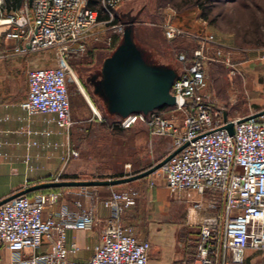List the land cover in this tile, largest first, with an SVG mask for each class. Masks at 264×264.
Returning <instances> with one entry per match:
<instances>
[{"label":"built area","instance_id":"1","mask_svg":"<svg viewBox=\"0 0 264 264\" xmlns=\"http://www.w3.org/2000/svg\"><path fill=\"white\" fill-rule=\"evenodd\" d=\"M102 4L106 18L100 20L89 0H20L18 8L15 0H0V28L7 29L6 39L13 42L0 57L50 52L54 59L52 66L28 68L27 96L20 106L30 118L53 116L67 135L75 126L70 88L80 86L71 61L104 40L113 44L107 31L122 37L126 27L115 23L120 0ZM164 28L169 41L195 37L199 42L191 60L180 54L186 68L171 88L176 103L169 109L182 118L156 110L121 118V127L140 120L154 135L171 139L173 153L178 151L159 171L171 195L188 203L186 226L197 230L198 240L194 260L170 264H244L247 251L264 252V113L230 119L207 91L209 65L225 64L232 75L238 72L234 53L214 35H194L171 22ZM262 65L264 71V55ZM229 123L233 135L225 128ZM70 155L78 158L79 152L70 149ZM51 182H61L60 176ZM29 188L26 183L20 191ZM78 194L92 205L77 201L76 211L63 206L48 217L46 210L65 197L62 189L24 194L1 205L0 264H150L152 244L139 240L135 229L122 222L124 211L137 203V189L113 191L103 201L111 215L102 223L99 244L89 259L71 260L79 249L67 247L68 230H86L98 222V191L81 187ZM45 245L49 250L42 251Z\"/></svg>","mask_w":264,"mask_h":264},{"label":"rangeland","instance_id":"2","mask_svg":"<svg viewBox=\"0 0 264 264\" xmlns=\"http://www.w3.org/2000/svg\"><path fill=\"white\" fill-rule=\"evenodd\" d=\"M89 1L90 6L98 11L99 16L102 19L106 18L102 0ZM116 15L117 25H133L134 41L149 64L167 66L174 70L182 71L186 68V63L182 62L179 56L185 54L191 60L192 53L198 48L199 42L195 37H180L169 41L164 28L167 22L194 35H214L226 51L230 49L234 53L232 54L233 62L237 70H241L236 73L241 74L239 77V75H232L231 68L225 64L209 65L207 91L217 101H224L238 92V90H231L230 87L234 76L239 78L243 90L254 93L256 86L260 89L259 93L261 89L264 90L262 65L264 0H120ZM107 34L114 37L116 35L112 29L108 30ZM116 37L117 41L113 44L104 40L94 45L86 55L71 61L82 87L73 84L70 88L71 114L75 126L69 137L71 143L76 146L79 157L63 172L62 182H99L127 178L158 165L169 156L168 150L172 149L171 139L154 135L140 120L130 128H122L121 118L111 116L103 99L94 92L93 79L95 77L97 80L101 79L105 60L112 56L123 36L116 35ZM4 59L22 65L19 69L13 68L12 70L16 73L10 76L11 81L20 87L25 86L28 68L36 66L29 63L31 59L38 60L39 65L54 64L50 52L31 53L25 56L8 54ZM239 63L244 64L245 68H238ZM87 97L98 114L95 113ZM159 111L168 118L176 114L163 108ZM178 116H180L179 119L182 118L181 115ZM128 165L131 167L128 168ZM148 177H150L148 188L152 189L150 186L152 181H155L158 186V206L165 205L169 194L164 189L162 172L158 170ZM4 181L5 179L1 183ZM123 185L93 186L88 187V191L92 189L98 191V198L95 199L97 203L107 197L110 190L122 191ZM62 190L66 197L74 198L81 187L71 186ZM171 196L173 198L172 214L177 215L176 222L179 226L172 241L179 253L191 256L195 253L197 230L185 226V215L189 205L181 195ZM87 199L89 206V202L92 201ZM158 214L164 216L171 213L168 211L165 214L162 208ZM92 228L99 229L97 224H94ZM158 249H163L160 244Z\"/></svg>","mask_w":264,"mask_h":264},{"label":"crops","instance_id":"3","mask_svg":"<svg viewBox=\"0 0 264 264\" xmlns=\"http://www.w3.org/2000/svg\"><path fill=\"white\" fill-rule=\"evenodd\" d=\"M119 18L122 17L119 16ZM6 31V28H0V55L4 54V51L13 44L10 39H6ZM29 63L39 65L36 59H31ZM21 66L0 57V202L18 193L26 183L33 187L55 180L59 176L62 179L63 172L68 169L70 163L76 161V158L70 155V149H75L76 146L71 143L70 135L59 130L53 116L30 118L21 108L20 104L27 96V79L25 77V86L20 87L11 81L12 77H10L11 74L16 73L12 69H19ZM237 66L238 68H245L242 63L237 64ZM175 71L176 73L182 72L180 70ZM235 75L241 77L240 73ZM230 87L231 90H238V92L235 95H230L231 97H227L224 101H217L215 98L216 103L224 108L227 117L230 119L245 118L264 112V90L261 89V93H259L260 89L257 86L254 93L243 90V85L235 76L231 79ZM87 98L92 108L98 112L89 97ZM34 143L37 144L34 145ZM168 152V155H171L173 147ZM28 156L29 159L27 160ZM149 178L145 177L123 185V190L137 189L140 192L136 205L124 211L122 215L123 224L133 227L139 240L149 241L152 244L150 264H170L194 260L197 252L198 233L194 254L188 256L177 251L175 243L172 241L179 227L178 222H176L178 220L177 215L172 214L173 198L165 187L164 189L167 190L169 196L165 205L158 206V186L152 189L148 188ZM3 179L5 181L1 183ZM113 191H108V196L104 197L101 202H95L98 230L92 227L86 230H68L67 247L71 249L75 244L79 249L77 253L70 254L71 260L85 261L93 255L100 242L102 223L111 215L110 209L105 207L103 201L108 199ZM78 193H75L74 198H68L65 195L57 205L46 210L45 216H50L63 206H66L69 211H76L75 203L77 201H80L84 207H90L92 202H89L88 206V199ZM162 208L165 210V214L168 211L171 214L164 216L158 214ZM186 218L185 215V226ZM158 244L163 249L159 250ZM47 250H49V246L45 245L42 251ZM244 264H264V252L247 251Z\"/></svg>","mask_w":264,"mask_h":264},{"label":"water","instance_id":"4","mask_svg":"<svg viewBox=\"0 0 264 264\" xmlns=\"http://www.w3.org/2000/svg\"><path fill=\"white\" fill-rule=\"evenodd\" d=\"M176 77L177 73L174 69L152 65L145 60L142 50L134 41L133 25L127 24L122 41L112 56L107 58L103 64L101 79L97 80V77L93 79L94 92L104 100L111 115L119 116L120 118H127L133 114L147 115L165 107L175 106L176 102L171 95V88ZM225 128L230 135L234 134L233 123H229ZM177 152L169 155L165 160L148 171L127 178L99 182H47L11 195L1 201L0 206L18 196L47 188L116 186L130 183L150 176Z\"/></svg>","mask_w":264,"mask_h":264},{"label":"trees","instance_id":"5","mask_svg":"<svg viewBox=\"0 0 264 264\" xmlns=\"http://www.w3.org/2000/svg\"><path fill=\"white\" fill-rule=\"evenodd\" d=\"M15 4H16V8L20 7V0H15ZM101 19H102V17H100V20ZM117 22H118V20H115V23H117ZM114 40H115V42L117 41V37L116 36L114 37ZM169 108L170 107H165V108H163V110L164 109L170 110ZM47 182H51V180L47 181ZM66 188L67 187L47 188V189H42V190H37V191L30 192V194H35V193H38V192H47L49 190H56V189H66Z\"/></svg>","mask_w":264,"mask_h":264},{"label":"bare ground","instance_id":"6","mask_svg":"<svg viewBox=\"0 0 264 264\" xmlns=\"http://www.w3.org/2000/svg\"><path fill=\"white\" fill-rule=\"evenodd\" d=\"M82 88V87H81ZM95 111V110H94ZM96 114H98V112L95 111Z\"/></svg>","mask_w":264,"mask_h":264}]
</instances>
